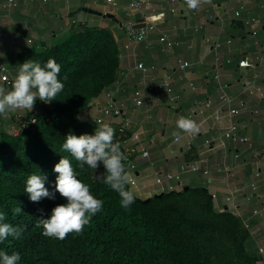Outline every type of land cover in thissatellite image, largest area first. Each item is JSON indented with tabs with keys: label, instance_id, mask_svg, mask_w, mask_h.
Wrapping results in <instances>:
<instances>
[{
	"label": "crops",
	"instance_id": "obj_1",
	"mask_svg": "<svg viewBox=\"0 0 264 264\" xmlns=\"http://www.w3.org/2000/svg\"><path fill=\"white\" fill-rule=\"evenodd\" d=\"M144 16L153 27L143 40L129 42L122 24ZM79 26L106 31L116 46L101 106L114 92L120 115L103 116L117 127L126 171L135 180L129 190L142 200L172 190L205 191L215 211L239 219L245 251L264 264V0H197L195 7L187 0H152L138 10L129 0L114 7L104 0H0V77L4 67L12 83L29 50L61 44ZM183 61L187 67H180ZM166 78L170 92L155 87ZM0 86L11 87L1 80ZM135 90L140 105L132 99ZM18 111L35 115L40 103L0 115V132L10 133ZM178 115L190 116L199 131L178 130ZM231 125L244 142L224 136Z\"/></svg>",
	"mask_w": 264,
	"mask_h": 264
},
{
	"label": "trees",
	"instance_id": "obj_2",
	"mask_svg": "<svg viewBox=\"0 0 264 264\" xmlns=\"http://www.w3.org/2000/svg\"><path fill=\"white\" fill-rule=\"evenodd\" d=\"M103 46H107L105 51L108 53L105 56L107 61L103 64L109 65L102 76L97 73V76L102 77L103 87L115 67L116 46L110 34L102 29L83 30L81 36L73 32L61 44L43 49L42 57L45 60L53 57L61 66L60 72H64L71 69L74 62L80 59L81 50L95 51ZM32 52L33 49L28 51L27 58ZM59 110L68 112L69 124L73 131L81 128L82 122L77 116L76 109L72 105H63L57 106L44 116L48 117V121L34 115L37 118L36 123L28 125L16 135L7 132L0 134V211L6 213L7 222L21 230L19 237L9 236L0 242V248L9 254L13 251L19 252L20 260L17 264H213L198 246L183 244L174 237V233L187 222L170 220L152 206L154 202H159L168 196L188 192L202 193L212 206L211 198L205 191L172 190L161 193L160 196L154 195L146 203L134 195V201L125 208L119 203V194L104 182V176L107 174L104 166L102 183L98 192L94 193L103 201L100 210L91 216L79 233L70 231L63 239L43 234V228L37 223L38 220L40 217H46L53 206L65 202L66 198L54 190L56 175L45 171L40 173L46 175L45 187L49 188L54 198L42 197L38 201H32L28 193L10 185L12 178L15 177L19 184L25 186L26 177L35 171L26 170L12 162L6 156L4 144L7 139H15L27 144L34 150L36 165L44 168L47 165V149L44 146V138L36 132L41 133L42 128L49 124L51 117L54 118ZM123 163L126 170L127 160ZM125 187L129 189L128 184ZM17 206L22 208V212L12 211ZM232 219L236 223L239 221L237 217ZM188 223L190 226L198 227L196 222ZM243 241L244 233L239 239L242 255L250 264L257 261L256 257L245 251Z\"/></svg>",
	"mask_w": 264,
	"mask_h": 264
},
{
	"label": "rangeland",
	"instance_id": "obj_3",
	"mask_svg": "<svg viewBox=\"0 0 264 264\" xmlns=\"http://www.w3.org/2000/svg\"><path fill=\"white\" fill-rule=\"evenodd\" d=\"M83 26L77 27L75 32L82 35ZM107 46L98 48L95 51L84 49L80 51V59L74 62V66L68 71L59 72L58 79H63L64 88L57 93L56 97L50 102H44L36 98L41 107V112L35 115L42 116L49 114L57 106L72 105L77 112L82 126L78 131H73L69 124L70 115L64 110H59L54 118L51 117L49 124L42 128V132H36L41 138H44V146L47 149V165L40 168L34 161V150L27 144H22L15 139L5 140L6 156L12 162L17 163L26 170H34L37 173L45 171L48 174H55L53 165L58 162L61 156H67L78 173V178L89 185L90 191L94 194L98 192L102 183L103 164L98 162L96 169H92L86 164L83 168L77 167V162L71 154L62 149L61 145L64 135L72 131L79 135L87 132L91 134L96 126V122H106L101 113L97 110L102 108V96L106 84H103L101 76L108 69L109 65L103 64L107 61L108 53L105 51ZM43 49L34 48L27 59L38 60L41 63L46 61L43 56ZM111 72L110 77L113 75ZM62 75H59L61 74ZM94 109V110H92ZM42 114V115H41ZM99 120V121H98ZM8 133V131L1 132ZM115 132V131H114ZM113 142H118L113 137ZM10 185L17 187L21 192H25V186L19 184L17 179L12 178ZM160 214L167 216L170 220H184L186 225L174 233L177 241L183 244L198 246L204 255L213 264H250L242 255L239 246V239L243 235V229L240 221L237 223L232 219L236 217L227 211H215L206 200L202 193L188 192L168 196L167 198L154 202L152 204ZM226 213V214H225ZM220 214H224L220 216ZM188 222H196L198 227L190 226ZM251 264H258V260Z\"/></svg>",
	"mask_w": 264,
	"mask_h": 264
},
{
	"label": "clouds",
	"instance_id": "obj_4",
	"mask_svg": "<svg viewBox=\"0 0 264 264\" xmlns=\"http://www.w3.org/2000/svg\"><path fill=\"white\" fill-rule=\"evenodd\" d=\"M189 7H195L197 0H187ZM60 64L53 57L41 63L31 58L19 63L11 87L0 86V115H6L9 110L24 108L31 110L34 100L39 98L44 102L52 101L57 93L64 88L62 77L58 79ZM176 128L193 134L199 131L198 123L190 116L178 115ZM115 129L106 122H96L91 134L84 132L79 135L72 131L64 135L62 149L68 151L77 161V167L86 164L96 169L101 162L106 170L104 182L120 197L119 203L127 208L135 199L133 191L125 187L129 182V174L125 170L124 160L127 156L120 150L118 142H113ZM57 173L54 179V190L66 198L65 202L53 206L46 217H40L38 224L43 228V234L63 239L70 231L79 233L93 214L103 205L89 189V185L78 178L70 159L61 156L53 165ZM45 174L30 173L25 180L24 191L32 201L42 197L54 198L49 188L45 187ZM22 212L20 206L12 210ZM6 213L0 211V242L7 237H19L20 229L5 219ZM19 252L10 254L0 248V264H17Z\"/></svg>",
	"mask_w": 264,
	"mask_h": 264
},
{
	"label": "built area",
	"instance_id": "obj_5",
	"mask_svg": "<svg viewBox=\"0 0 264 264\" xmlns=\"http://www.w3.org/2000/svg\"><path fill=\"white\" fill-rule=\"evenodd\" d=\"M104 1L106 4L111 5L113 7L117 5V0H104ZM151 1L152 0H129V5L131 8L138 10L141 8L149 7L151 5ZM9 2H12V0H9ZM236 15H237V12H236ZM152 27H153V24L150 21L149 16H144L140 22L126 21L122 24V29H123V31H124L129 42H139V41L143 40L145 38V35L148 32V30L151 29ZM160 40L165 41L164 37L160 38ZM165 44H166V46H171V42H166ZM187 66H188V62H186V61H183L180 63V67L184 68ZM136 67L138 69H143V65L141 63L137 64ZM4 70H5V68L1 67L2 74H1L0 80L6 86H10L11 81L5 75ZM155 87L159 90H165L166 92L171 91V86H170L168 78H166L162 82L158 83ZM113 96H114V92L106 93L105 103L100 110V113L102 116L104 115V116L117 117L120 115V110L116 106V102H115ZM132 99L135 102V104H137V105L142 104V94L140 93L139 90H135L133 92ZM235 112H236L235 109L230 110L231 114H233ZM15 119H16L17 124L10 128V133L13 135H16L20 130L26 128L28 125L36 123V120H37V118L34 115H29V116L24 117L23 115H21L20 111L15 113ZM43 120L48 121V117H43ZM109 124L116 130V128H117L116 126H113V124L111 122ZM128 125H129V121L127 119H124L123 120V127H127ZM0 126H1V121H0ZM235 129H236V126L231 125L224 132V136L227 138H231L233 140L237 139L240 142H244L246 140L244 137H238L235 135V133H234ZM132 137L135 141L140 140L139 133H137V132H134L132 134ZM175 140H176V138H175ZM142 156L143 157L147 156V152L146 151L142 152ZM166 177L168 179H172V178L177 179L178 178L177 175L174 176L173 174H170V173L166 174ZM156 181H157V183H160L161 178H157ZM134 183H135L134 178L132 176H129V182L127 184L129 186H131V185H134ZM169 189L171 190L172 188L169 187Z\"/></svg>",
	"mask_w": 264,
	"mask_h": 264
},
{
	"label": "water",
	"instance_id": "obj_6",
	"mask_svg": "<svg viewBox=\"0 0 264 264\" xmlns=\"http://www.w3.org/2000/svg\"><path fill=\"white\" fill-rule=\"evenodd\" d=\"M107 16H109V17H110L111 15H107ZM186 189H187V188H186ZM155 196H160V194H156ZM148 201H149V198H147V199H144V200H143V203H146V202H148Z\"/></svg>",
	"mask_w": 264,
	"mask_h": 264
}]
</instances>
